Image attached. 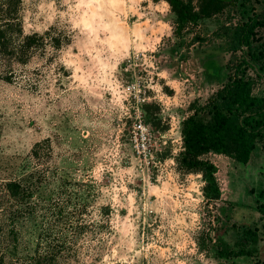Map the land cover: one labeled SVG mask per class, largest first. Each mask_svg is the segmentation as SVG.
Returning a JSON list of instances; mask_svg holds the SVG:
<instances>
[{"label": "rangeland", "instance_id": "rangeland-1", "mask_svg": "<svg viewBox=\"0 0 264 264\" xmlns=\"http://www.w3.org/2000/svg\"><path fill=\"white\" fill-rule=\"evenodd\" d=\"M183 1L200 14L206 0ZM77 3L94 7L70 12ZM263 4L226 6L177 35L165 1L0 0L5 264H37L47 252L61 253L40 264H264V137L246 165L202 157L217 167L216 201L176 162L182 122L234 77L264 96V70L236 71L243 54L230 51L236 28ZM257 38L264 47V29ZM97 55L114 65V92L77 78ZM14 182L33 197H11ZM221 247L246 255L222 258Z\"/></svg>", "mask_w": 264, "mask_h": 264}, {"label": "trees", "instance_id": "trees-1", "mask_svg": "<svg viewBox=\"0 0 264 264\" xmlns=\"http://www.w3.org/2000/svg\"><path fill=\"white\" fill-rule=\"evenodd\" d=\"M153 3L165 1L177 18L175 32L180 35L183 28L194 18L209 17L222 8L239 4L246 6L251 0H206L200 8V14L193 11L190 2L183 0H151ZM264 29V4L260 13L247 16L245 22L239 24L233 36L230 51H240L243 55L236 63V71L250 66H258L264 70V47L259 44V30ZM246 49L245 56L243 50ZM264 137V96L252 94V82L238 76L226 84L204 105L195 108L194 113L182 122L181 138L183 151L177 157L179 168L186 173H197L202 176L205 187L203 194L207 202L220 199L221 191L216 180L217 167L202 157L210 153L224 155L237 163L246 165L250 161L256 145ZM32 175H29L30 178ZM21 183H9L11 197H33L30 185L21 187ZM245 235L252 236L251 230H245ZM62 250V249H61ZM40 256L37 264L44 261H54L58 252H47ZM10 255V254H8ZM219 257H241L246 253L223 249L218 250ZM43 259V260H42ZM10 261H14L12 254ZM6 258L0 257V264H5Z\"/></svg>", "mask_w": 264, "mask_h": 264}, {"label": "clouds", "instance_id": "clouds-1", "mask_svg": "<svg viewBox=\"0 0 264 264\" xmlns=\"http://www.w3.org/2000/svg\"><path fill=\"white\" fill-rule=\"evenodd\" d=\"M93 7L94 6L91 3H77L75 5V8L70 7L69 11L72 12L80 9H93ZM95 7H99V5H96ZM48 8L51 9L52 5L49 4ZM67 14L68 13H61L62 16ZM53 15H55L54 10L48 15L47 19L50 21ZM89 18V13L85 12L84 17L81 18V22L87 26ZM29 27H31V25H29ZM89 55H91V52L89 53ZM77 59H79V57H77ZM92 60L95 61L94 71H91V74L89 71H86L83 76L77 77L78 79H80L81 85L87 87L89 86V81L91 80V86L100 89L102 92H114L119 87V83L114 78H112L111 71L108 70L109 67H114V65H107L104 60H101L99 58V55L92 57ZM77 71H80L79 65H77ZM129 232L130 229H128L125 234L129 236ZM134 245L135 241L132 240L129 236V240L127 243L128 250L132 251Z\"/></svg>", "mask_w": 264, "mask_h": 264}]
</instances>
